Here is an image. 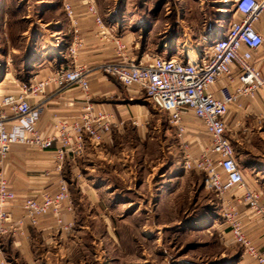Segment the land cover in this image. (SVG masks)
Segmentation results:
<instances>
[{
	"label": "rangeland",
	"instance_id": "obj_1",
	"mask_svg": "<svg viewBox=\"0 0 264 264\" xmlns=\"http://www.w3.org/2000/svg\"><path fill=\"white\" fill-rule=\"evenodd\" d=\"M62 3L0 0V77L16 71L24 74L28 39L42 47L38 44L43 24L67 19ZM95 3L104 21L116 18L119 30L113 35L128 38L129 56L144 61L155 55L181 58L187 54L196 61L198 53L228 27L227 15L233 13V3L223 0ZM218 14L222 24L217 33L203 31L204 21L216 23ZM148 108L147 135L129 134V139L118 140L116 149L103 152L104 159L97 164L86 162L83 172L64 175L76 207L75 229L79 225L83 231L64 233V239L57 234L49 243L38 244L36 264H245L248 256L232 243L222 215L229 201L235 204L248 233L247 208L240 193L234 190L216 197L204 187L202 172L184 171L177 159L179 140L167 114L151 103ZM96 169L101 177L95 184L97 202H87L80 181L96 175ZM11 239L0 234V261L26 264L11 250Z\"/></svg>",
	"mask_w": 264,
	"mask_h": 264
},
{
	"label": "built area",
	"instance_id": "obj_2",
	"mask_svg": "<svg viewBox=\"0 0 264 264\" xmlns=\"http://www.w3.org/2000/svg\"><path fill=\"white\" fill-rule=\"evenodd\" d=\"M73 1H77L84 8L85 15L93 19L97 28L95 37L113 45L114 59L94 66L75 63L84 42L78 37L76 8L72 0H63L62 7L73 34V41L66 50L72 64L41 80L12 81L17 91L0 96V164L8 157L13 145H23L35 151L54 148L53 170L59 174L66 158L84 156L87 142L101 145L109 138L116 126L114 118L88 101L76 119L55 123L53 133L45 134L38 130L44 103L49 100L46 98L49 89H54L53 95H56L78 88L85 95L90 89L89 76L102 73L124 87H136L148 103L167 114L179 140L184 171L202 172L204 187L216 197L238 191L247 210L264 222L260 193L247 188L235 161L234 149L225 136L224 122L232 104L239 99H253L257 92L264 90V73L255 61L264 44V36L255 28L264 12V0H232L233 13L238 20L231 22L226 33L206 45L198 53L196 61H192L188 54L181 58L155 55L146 61L131 58L127 45L115 37L103 21L95 0ZM221 79L225 84L219 96L214 97L211 89ZM31 100L37 101L31 104ZM187 113L202 123L210 139V145L198 157L191 154L185 139L183 117ZM16 199L7 179L0 174V234L16 238L23 235L27 225L37 227L41 218L48 215L56 220L61 232L71 231L72 223H65L62 219L64 211L73 209L69 188L63 178L59 179L55 194L44 192L37 197L25 196L19 219H14L10 210ZM226 206L222 215L232 243L241 247L257 264H264V243L260 247L252 243L243 230L235 204L229 201ZM0 264L6 263L2 260Z\"/></svg>",
	"mask_w": 264,
	"mask_h": 264
},
{
	"label": "crops",
	"instance_id": "obj_3",
	"mask_svg": "<svg viewBox=\"0 0 264 264\" xmlns=\"http://www.w3.org/2000/svg\"><path fill=\"white\" fill-rule=\"evenodd\" d=\"M223 1L232 2V0ZM72 4L77 10L78 37L84 42L83 49L78 53L75 63L94 66L113 60V45L95 37L97 28L93 19L85 15L84 8H81L77 1L72 0ZM219 16L221 15L218 14L215 20L216 23L213 24L206 19L202 30H209L216 34L217 27L222 24L221 21L218 22V19L220 20ZM227 17L228 22L230 21L229 25L231 22L238 20L235 13L227 15ZM115 20L116 18L110 19L108 22H111V24H107L108 22L103 20L112 34H116L119 30L116 25L118 22L115 23ZM66 21L54 20L43 24L39 38L42 42L38 44L42 47L33 45L32 38L28 39L29 43L26 49L28 55H25L27 63L22 67L26 69H21L24 74H17L16 71V74L9 72V74L0 77V96L17 91L11 83L12 81L41 80L52 75L58 69H67L72 64L71 59L66 56V50L73 41V34L71 26ZM229 25L220 35L226 33ZM255 28L264 36V12ZM119 37L126 44L128 38L125 35ZM49 40L50 42H47ZM45 42H47V46ZM51 45L53 47L50 49ZM261 48L255 57V61L264 73V51H260ZM64 51L65 55H62ZM88 81L90 89L85 95L78 88H72L56 95H53L54 89H49L46 95L49 100L44 103L38 130L45 134L53 133L55 123L59 121L69 122V120L76 119L87 101L98 110H103L112 115L116 126L112 129L110 137L106 138L101 145L87 142L83 157L66 158L62 165L63 171L59 174L53 170L55 164L54 148L48 151H35L23 145H13L8 157L0 164V174L7 179L10 188L17 196L16 201L10 206L14 219H19L22 216L21 202L25 196L33 195L37 197L44 192L55 194L58 190L59 179H64L66 173L73 177L84 171L82 169L83 163L88 162L90 164L94 162L97 164L98 160L104 159L103 152L111 151L112 148L116 149L118 140L129 139V134L144 137L149 133V103L136 87H124L118 81L110 79L102 73H92ZM224 84V79L215 83V86L211 89L214 97L219 96V91ZM36 101L31 100L30 102L34 104ZM183 118L186 126L185 139L189 143V150L194 157H198L202 150L210 145V139L205 134L202 123L194 118L191 113H187ZM224 122L226 125L225 136L234 149L235 161L241 170L247 188L255 191L264 190V90L257 92L253 99H239L236 104H232ZM178 151L180 155L177 159L182 160V152L179 149ZM95 168L96 165L89 167L91 172H94ZM96 170V175L93 173L88 174L86 179L80 181L81 190L87 202H97L95 184L99 182L101 177L100 171ZM45 174L49 175L45 176ZM108 175L110 174H106V176ZM101 176L105 177L104 174H101ZM260 197L264 206V192L260 193ZM245 212L247 214L245 219V221L247 220V235L252 243L260 247L264 243V222L259 217L251 215L247 210ZM62 219L65 223H72V229L69 233L75 230L76 232L83 231L78 224L75 229L77 218L74 202L72 211H64ZM64 233L59 230L56 220L48 215L41 218L37 227L27 225L23 235L11 239L10 247L13 252L20 254L19 258L25 261L26 264H36L35 251L38 244L49 243L57 234L61 236V239H64ZM247 258L249 260L247 259L245 264H257L255 260Z\"/></svg>",
	"mask_w": 264,
	"mask_h": 264
},
{
	"label": "bare ground",
	"instance_id": "obj_4",
	"mask_svg": "<svg viewBox=\"0 0 264 264\" xmlns=\"http://www.w3.org/2000/svg\"><path fill=\"white\" fill-rule=\"evenodd\" d=\"M196 60V59H195Z\"/></svg>",
	"mask_w": 264,
	"mask_h": 264
}]
</instances>
